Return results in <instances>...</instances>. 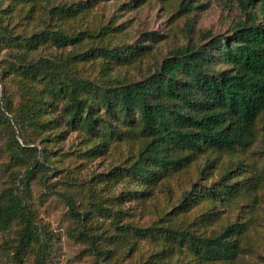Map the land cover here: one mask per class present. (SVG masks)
<instances>
[{
  "label": "rangeland",
  "instance_id": "1",
  "mask_svg": "<svg viewBox=\"0 0 264 264\" xmlns=\"http://www.w3.org/2000/svg\"><path fill=\"white\" fill-rule=\"evenodd\" d=\"M4 1L0 14L9 12L3 17L11 23L13 39L0 44V71L19 64L15 54L34 61L68 58L75 75L95 81L101 80L105 72L120 79L140 80L181 47L206 45L213 37L232 38L236 25L245 19L239 0H196L197 8L190 13L181 10L182 0H37L32 11L30 2ZM8 3L15 4L9 11ZM66 5L76 10L72 16L51 18L52 12H59L57 9ZM259 7L257 1L249 11H258ZM257 15L264 21L262 14ZM45 30H59L78 40L67 47L49 42L39 49L25 46V38ZM152 33L161 34L160 41H148ZM134 45L153 47L134 64L105 71L109 68L102 53L105 47ZM222 68L225 66L217 67ZM10 73L9 78L0 79V102L5 111L8 101L12 109L23 101L22 90L29 88L37 94L43 85L25 79L15 70ZM60 115L59 106L50 108L44 119L52 120L53 129L41 135L27 126L22 128L16 116L8 111L7 119L0 122V192L25 176L26 158L13 139L21 146L29 141L44 165L42 173L28 181L27 201L36 210L38 221L54 235L52 264H167L178 257L184 264H192L195 259L183 246L171 248L163 235L137 233L136 228L160 227L171 218L191 227L192 221L202 215L208 219L202 223V232L214 234L234 223L243 226V233L237 235L241 258L224 264H264V113L256 124L257 138L251 147L211 154L212 167L205 176L202 171L209 162L201 156L148 188L143 199L127 196L128 191L139 187L137 183L113 178L119 167L136 159L145 142L137 128L122 140L109 141L102 154L91 155L89 150L96 139L63 123L57 127L55 122ZM60 130L63 137H57ZM43 175L48 176L44 181ZM227 183L237 187L226 190L220 198L210 194L198 196L182 208V199L193 186H197L201 195L205 189H217ZM67 196L73 198L82 213L89 212L85 221L78 223L70 216ZM80 231H89L111 255L100 259L91 247L74 237ZM6 238L7 235L0 234V264H11L1 247ZM164 249L169 252L160 255ZM25 264H33L31 254L26 255Z\"/></svg>",
  "mask_w": 264,
  "mask_h": 264
},
{
  "label": "trees",
  "instance_id": "2",
  "mask_svg": "<svg viewBox=\"0 0 264 264\" xmlns=\"http://www.w3.org/2000/svg\"><path fill=\"white\" fill-rule=\"evenodd\" d=\"M16 1L30 2L29 11H32L37 0ZM195 1L182 0L181 10L194 11L197 8ZM257 1H260L258 11L250 12ZM238 2L245 19L236 25L232 38L213 37L206 45L181 47L166 57L153 73L140 80L120 79L105 72L101 80L95 81L75 75L68 58L34 61L15 54L19 64L10 65L8 70L1 68L0 79L9 78L10 70H15L25 79L43 85L37 94L29 88L22 90L23 101L15 109L8 101L6 110L16 116L22 128L27 126L41 135L53 129L52 120L44 119V116L50 108L59 106L60 120L55 124L58 127L63 123L67 128L83 130L89 138L96 139L89 150L91 155L102 154L109 141L122 140L136 127L145 142L136 159L119 167L113 176L137 183L138 188L128 191L129 199H143L148 188L201 156L209 162L202 171L205 176L212 167L211 154L243 151L254 144L256 124L264 113V21L257 15L264 16V0ZM4 4L5 1L0 0V9ZM8 5L9 11L15 4ZM57 10L59 12H52L51 18L65 14L72 16L76 12L69 5ZM3 14H0V44L13 39L11 23L4 21ZM161 38V34L152 33L147 40L157 43ZM77 40L59 30H45L25 38V46L39 49L49 42L67 47ZM152 47H105L102 53L109 67L105 71L134 64ZM221 65L225 68L217 69ZM2 108L0 102V122L3 123L7 111ZM63 135L60 130L57 137ZM14 141L23 151L27 165L24 178L0 192V234L7 235L1 245L3 254L11 264H25L28 254H31L33 264H52L54 235L38 221L36 210L27 201L28 181L42 173L44 165L38 159L36 147H30L29 141L25 140L28 143L24 146ZM42 178L44 181L48 176ZM236 187V184H222L217 189H205L200 195L197 186H193L185 194L181 206L191 204L198 196L210 194L220 198L226 190ZM65 198L70 216L78 223L85 221L89 212L82 213L71 196ZM206 221L208 219L202 215L188 227L171 218L160 227L136 228V232H147L150 236L157 232L171 248L183 246L195 259L192 264H224L239 260L241 244L237 235L243 233V226L230 224L213 234L202 232V223ZM74 237L91 247L100 259L105 260L111 255L100 247L89 231H80ZM167 252L169 249H164L160 255ZM179 258L167 264H184Z\"/></svg>",
  "mask_w": 264,
  "mask_h": 264
}]
</instances>
